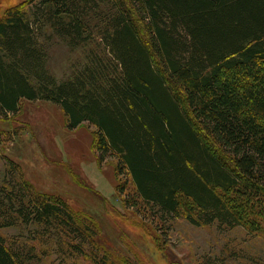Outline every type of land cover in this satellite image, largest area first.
Returning <instances> with one entry per match:
<instances>
[{
    "label": "trees",
    "instance_id": "trees-1",
    "mask_svg": "<svg viewBox=\"0 0 264 264\" xmlns=\"http://www.w3.org/2000/svg\"><path fill=\"white\" fill-rule=\"evenodd\" d=\"M46 25L73 47L97 37L104 57L58 81L40 42ZM24 101L58 105L71 130L94 126L99 165L115 158L120 193L132 188L127 208L264 239V0H27L0 19V118ZM5 141L0 133V151ZM5 176L0 264H34L32 251L53 246L130 264L104 247L92 217L37 191L9 158ZM19 224L32 228L25 244L3 234Z\"/></svg>",
    "mask_w": 264,
    "mask_h": 264
},
{
    "label": "rangeland",
    "instance_id": "rangeland-1",
    "mask_svg": "<svg viewBox=\"0 0 264 264\" xmlns=\"http://www.w3.org/2000/svg\"><path fill=\"white\" fill-rule=\"evenodd\" d=\"M26 1L0 0V19ZM29 10L32 18L35 7L31 5ZM40 42L46 67L58 81L72 80L91 64L94 55L105 54L97 37L73 47L47 25ZM0 133L6 140L0 151V186L8 179L9 158L20 165L24 178L37 191L59 196L73 210L92 217L101 230L104 247L130 264H264V239L243 227L229 228L218 222L196 226L164 216L157 207L127 208L124 196L131 198L133 192L126 186L120 193L126 180L117 173V160L111 158L99 165L94 126L84 123L69 129L58 105L24 101L18 115L0 118ZM31 229L19 224L4 229L3 234L25 244L31 241ZM53 248L50 256L39 249L32 251L41 253L34 264H90Z\"/></svg>",
    "mask_w": 264,
    "mask_h": 264
}]
</instances>
